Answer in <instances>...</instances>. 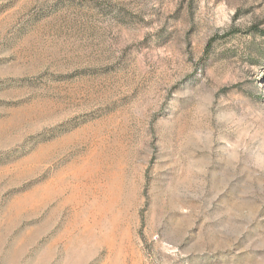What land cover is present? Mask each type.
Returning <instances> with one entry per match:
<instances>
[{"label": "rangeland", "instance_id": "rangeland-1", "mask_svg": "<svg viewBox=\"0 0 264 264\" xmlns=\"http://www.w3.org/2000/svg\"><path fill=\"white\" fill-rule=\"evenodd\" d=\"M260 48L264 0H0V264H264Z\"/></svg>", "mask_w": 264, "mask_h": 264}, {"label": "trees", "instance_id": "trees-1", "mask_svg": "<svg viewBox=\"0 0 264 264\" xmlns=\"http://www.w3.org/2000/svg\"><path fill=\"white\" fill-rule=\"evenodd\" d=\"M211 43H212V41H211ZM211 43L209 44V47H210ZM258 53L264 58V48H260L259 51H258Z\"/></svg>", "mask_w": 264, "mask_h": 264}]
</instances>
